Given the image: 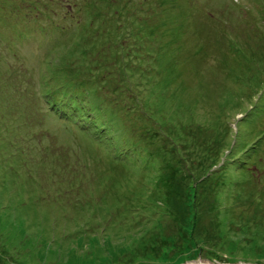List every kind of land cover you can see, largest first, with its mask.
Listing matches in <instances>:
<instances>
[{
    "label": "rangeland",
    "instance_id": "1",
    "mask_svg": "<svg viewBox=\"0 0 264 264\" xmlns=\"http://www.w3.org/2000/svg\"><path fill=\"white\" fill-rule=\"evenodd\" d=\"M45 1L0 0V264H264V0Z\"/></svg>",
    "mask_w": 264,
    "mask_h": 264
},
{
    "label": "trees",
    "instance_id": "2",
    "mask_svg": "<svg viewBox=\"0 0 264 264\" xmlns=\"http://www.w3.org/2000/svg\"><path fill=\"white\" fill-rule=\"evenodd\" d=\"M56 2V0H47V1H45L43 4L46 6V7H50V6H52L54 3ZM33 6H35L34 4H33ZM36 7V6H35ZM55 105V103L53 102L52 103V106H54ZM53 111H54V114L55 115H57V117H62L63 119H65V120H67L68 121V119H70V120H73L74 121V123L75 124H77V120L78 119H73L72 117H70V115H69V113H67V112H65V113H62L60 110H59V108L57 107V106H54V109H53ZM88 118V117H87ZM78 126L82 129L83 128V125H81V124H79L78 123ZM93 126H95V125H93ZM92 126V128H93V130H95V128H96V126H95V128ZM96 131V130H95ZM95 134H96V136L100 139V140H103L104 142H107V137L106 136H104V133L102 132V130L101 129H99L97 132H95ZM97 137H96V139H95V141L96 142H98L97 141ZM108 143V142H107ZM107 143H104V144H107ZM109 144V143H108ZM107 144V146L108 147H110V145L111 144H109L108 145ZM91 145H94V146H96L97 148H98V145L99 146H101V145H103V144H100L99 142L97 143V144H95V142H94V140H92V142H91ZM112 146V145H111ZM91 148H93L94 150H96L93 146H91ZM99 149V148H98ZM101 150V149H100ZM97 151V150H96ZM110 151H111V153L112 154H115L116 152H113L112 151V148L110 147ZM100 152H102V151H100ZM108 152V151H107ZM104 153V152H103ZM110 153V154H111ZM105 154V153H104ZM112 154H111V158L113 159V157H112ZM106 155V154H105ZM87 157H88V160H90V158H93V157H90V155H89V153L87 154ZM114 160V159H113ZM115 161V160H114ZM176 167V166H175ZM177 172V170L175 169L174 171H173V173H176ZM179 232V231H178Z\"/></svg>",
    "mask_w": 264,
    "mask_h": 264
},
{
    "label": "water",
    "instance_id": "3",
    "mask_svg": "<svg viewBox=\"0 0 264 264\" xmlns=\"http://www.w3.org/2000/svg\"><path fill=\"white\" fill-rule=\"evenodd\" d=\"M184 264H212V263H207V262H201L200 261V262H197V263H184Z\"/></svg>",
    "mask_w": 264,
    "mask_h": 264
}]
</instances>
